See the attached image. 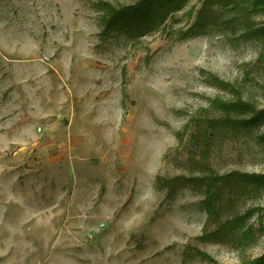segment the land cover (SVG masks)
I'll use <instances>...</instances> for the list:
<instances>
[{"label":"rangeland","instance_id":"rangeland-1","mask_svg":"<svg viewBox=\"0 0 264 264\" xmlns=\"http://www.w3.org/2000/svg\"><path fill=\"white\" fill-rule=\"evenodd\" d=\"M138 1L0 0V264H248L264 254V193L225 203L208 227L204 187L168 194L165 184L193 174L194 122L233 99L220 83L264 109V35L248 32L264 13L215 6L202 30L206 0H191L147 35L106 30L100 2ZM260 132L215 141L213 170L264 173ZM251 208L250 240L209 236Z\"/></svg>","mask_w":264,"mask_h":264},{"label":"trees","instance_id":"trees-1","mask_svg":"<svg viewBox=\"0 0 264 264\" xmlns=\"http://www.w3.org/2000/svg\"><path fill=\"white\" fill-rule=\"evenodd\" d=\"M191 0H139L134 5L116 7L108 2H100L103 13L102 20L106 30H118L129 33L133 37L144 36L157 30L173 13L182 10ZM215 6L232 9L237 15L253 12L264 13V0H206L198 15L195 27L205 29L207 24L206 12ZM236 17V16H235ZM216 16H214V23ZM235 21V20H231ZM248 32L264 35V27ZM220 85L230 91L232 100L217 99L212 101L211 108L219 113L217 118L204 117L196 124L191 134V141L196 145L197 152L189 157L194 166L191 176H179L166 180L168 194L175 186L192 184L204 187V209L207 214V226L216 222L222 213L225 203L244 196H257L264 193V173H247L233 171L227 174H217L209 162L213 143L231 135L252 133L255 129L264 127V109H259L256 102L243 96L242 87L238 84L232 88L226 83ZM191 124L186 125L183 132L177 133L179 141H183ZM257 141L264 147V132L257 134ZM194 173L202 176H193ZM254 208L243 214L234 216L230 220L218 225L210 237L222 238L229 231L238 230L239 240L248 241L253 237V226L245 223L251 218ZM261 211V210H260ZM264 223V206L258 216V224ZM205 255V254H204ZM202 255V256H204ZM213 264H218L212 261ZM248 264H264V254L251 260Z\"/></svg>","mask_w":264,"mask_h":264}]
</instances>
